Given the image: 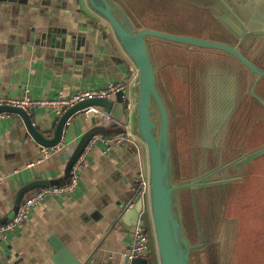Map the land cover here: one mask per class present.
Listing matches in <instances>:
<instances>
[{"label":"crops","instance_id":"0c3cea01","mask_svg":"<svg viewBox=\"0 0 264 264\" xmlns=\"http://www.w3.org/2000/svg\"><path fill=\"white\" fill-rule=\"evenodd\" d=\"M52 33L70 36V55L57 57L55 50L40 45ZM131 68L111 27L86 0H0L1 95L15 98L28 89L32 97L48 99L125 79L124 92L131 98L136 78ZM31 117L38 129L51 135L57 122L52 112L38 110ZM126 118L131 129L129 111ZM95 126L104 127L108 136L123 128L110 118L100 121L78 112L63 135L64 147L35 163L41 146L27 134L20 117L0 119V225L17 208L14 200L23 185L38 179L61 182L65 151L71 152L85 130ZM139 172L148 176L147 151L139 138L107 153L94 149L77 190L34 207L21 228L0 239V264H55L53 238L81 264H124L132 228L120 216L135 201L130 187ZM35 190L26 192L20 203ZM143 203L148 213L147 194Z\"/></svg>","mask_w":264,"mask_h":264},{"label":"water","instance_id":"95a60500","mask_svg":"<svg viewBox=\"0 0 264 264\" xmlns=\"http://www.w3.org/2000/svg\"><path fill=\"white\" fill-rule=\"evenodd\" d=\"M89 7L101 16L111 27L123 52L136 69L135 95L129 111L132 119L131 131L144 144L148 159V208L151 219L154 245L158 264H191L192 254L201 251L203 243L192 242L186 233L185 223L181 210L180 193L185 190L193 192L203 186H208L205 179L228 165L239 168L250 161L264 155V146L250 150V153L240 154L228 163L206 171L202 175L178 179L176 171L179 165L178 158L173 153L169 113L161 95L157 81V69L149 51L150 41L160 39L167 42L186 45L194 48L220 50L239 61L257 79L264 77V70L258 68L237 49V45L198 38L188 35L172 34L162 30L147 27L137 19L118 0H86ZM218 3V11L214 10L216 20L224 26H232L239 34L238 41L246 37H264V0H214ZM214 2V3H215ZM48 39V40H47ZM47 40L48 42H45ZM40 45L55 50L57 57H63L70 47V36L52 33L40 40ZM67 55H70L67 52ZM252 95L262 102L261 98L252 92ZM128 98L124 90L103 98H93L80 101L57 119L50 136L38 129L33 118L24 110L17 107L2 106L0 113L15 114L20 117L27 134L41 147H52L63 141L70 118L76 113L94 107L108 118L121 126L126 124L128 112L125 102ZM91 115V113H86ZM104 127H91L80 136L74 148L65 151V166L61 182L47 179L33 180L23 185L17 192L14 205L18 206L23 195L33 189L63 185L70 176V169L81 153L87 140L94 134L104 133ZM144 213L143 198L136 194L135 201L131 202L122 212L120 220L134 228ZM13 214V213H12ZM12 216V215H11ZM199 235V234H198ZM200 240V239H199ZM55 251L52 260L55 264H81L69 250L58 240L51 239ZM214 252V249H213ZM213 264H218L213 253ZM128 260L124 259V264ZM131 264H150L146 258H138Z\"/></svg>","mask_w":264,"mask_h":264},{"label":"flooded vegetation","instance_id":"af4514ba","mask_svg":"<svg viewBox=\"0 0 264 264\" xmlns=\"http://www.w3.org/2000/svg\"><path fill=\"white\" fill-rule=\"evenodd\" d=\"M132 1L138 3L140 0ZM158 1L148 0V3L140 9H134L143 25L172 34L210 39L203 34L186 32L185 28L168 29L157 25H146V21L151 24L150 16L161 13L165 9L160 6L153 11V6L150 4H157ZM160 1L171 2L172 6L177 7V12L172 14L173 17L178 13L183 14L185 9L200 11V15L205 14L204 9L201 10L183 2L179 4L175 0ZM210 21L221 32V36L217 35L215 39L210 40L237 45L238 51L243 56L264 70L263 36L246 37L238 41L239 34L235 33L232 26H221L212 18ZM149 46H151L152 58L157 66L158 79L162 85L160 90L169 95L170 104L174 107L177 104L172 95L179 93L180 104L183 103L180 110L185 115L186 127L189 131L187 137H194L190 141L191 147L188 151L187 172L190 176L202 175L245 152L249 147L245 144L247 140L251 143L249 135L254 127L262 125L260 129L255 128L254 131L264 132V77L257 79L255 74H251L234 57L220 50L194 48L160 39H152ZM172 48L185 49L186 52L183 54L186 55H188L187 51L195 54H190L183 62L174 65L162 56L163 52L171 51ZM252 92L261 98L262 102L256 99ZM179 127H181L180 124ZM178 137L180 138L179 130ZM262 140L264 139H258L255 142ZM238 174L234 165H228L205 179V182L210 185L194 190L192 197L196 200L198 213L206 212L205 216L201 215L203 220L209 219L212 223V212L216 210L212 203L217 204L214 201L218 199L223 189L219 187L240 178ZM231 188L233 189V186ZM189 193H182V203L183 205L187 203L190 207ZM198 224L201 228L200 218ZM205 234H209L206 225L200 231L199 239L205 238Z\"/></svg>","mask_w":264,"mask_h":264},{"label":"built area","instance_id":"2783aa9c","mask_svg":"<svg viewBox=\"0 0 264 264\" xmlns=\"http://www.w3.org/2000/svg\"><path fill=\"white\" fill-rule=\"evenodd\" d=\"M133 74H136L135 67L131 68L130 75ZM124 87L125 79H119L115 81H109L101 87L78 90L66 96L62 95L60 92L57 97L48 99L32 97L29 93V90L24 89L21 95L15 98L5 97L0 94V107L9 106L21 108L30 116H32L35 111L46 110L52 112L57 121V119L65 112V110H67L72 105L86 99L108 97L120 90H124ZM125 106L127 111H130L132 106V98H128V100L125 102ZM85 113H91V116L98 118L100 121H106L108 119L107 115L103 114L94 107L87 108ZM9 115L10 114L8 113H0V119H4ZM134 138L138 137L132 133L128 124H125L119 132L111 136L102 133L92 135L87 140L81 153L72 164L68 181L63 185L41 187L33 191L17 206V208L13 211L11 218L0 225V239H5L7 235L14 229L21 228L29 218L34 207L40 205L47 199L69 195L77 190L80 186V172L88 164V158L94 149H99L102 153H107L114 148L126 146L127 143L132 141ZM63 147L64 144L62 143L52 147H41L40 156L35 160V163L45 160L53 153L60 151ZM33 165L34 164L32 163L28 164L29 167ZM130 191L140 194L142 198L145 194L148 196V176H144L142 172H139L136 179H134V183L130 187ZM151 235L148 232L146 223L141 218L138 224L132 228L131 240L122 254L123 258L128 260L127 264H131L132 260L138 258H146L148 261L150 260L151 239H153L152 229Z\"/></svg>","mask_w":264,"mask_h":264},{"label":"rangeland","instance_id":"374dc122","mask_svg":"<svg viewBox=\"0 0 264 264\" xmlns=\"http://www.w3.org/2000/svg\"><path fill=\"white\" fill-rule=\"evenodd\" d=\"M124 6L128 7L131 9L130 12H132V15L137 19L139 23H142L134 11L136 8L137 10L140 9L144 4L148 3V0H140L138 3L133 2L132 0H119ZM177 3L182 4L180 2L185 3L186 5H193L201 10L204 9L203 12L205 14L200 15V11H195L192 9H185L183 14L176 15L173 17L172 14H175L177 12V7L175 5L172 6L170 4L171 2H161L160 0L158 1L157 4L151 3L150 5L153 6V11L154 9L159 8L160 6L164 7L165 9L161 13H157L153 16H150L149 19L151 21V24L146 21V25H152V26H160V27H167L168 29H179V28H185L184 30L186 32L191 33H198V34H203L205 35L204 37L210 38V39H215L214 37H217V35L221 36L220 30H218L213 23L210 21V19H217L214 10L217 12V6L218 3L215 2L214 0H175ZM161 2V3H159ZM215 2V3H214ZM135 6H134V5ZM171 5V7L169 6ZM182 10V9H181ZM170 11V12H169ZM152 13V12H148ZM207 14V15H206ZM209 15V16H208ZM217 23H219L221 26L223 25L221 22L216 20ZM143 24V23H142ZM149 51H151V46H149ZM186 52L185 49H174L172 48L171 51L163 52L162 56L164 59H167L171 61L174 65L183 62V60L187 57H189L190 54H195L194 52L189 53L188 55L183 54ZM154 61V59H153ZM157 67V66H156ZM179 67V66H178ZM157 81L159 85V89H161L162 85L161 82L158 79V72H157ZM165 85V81L163 82ZM127 91V89H125ZM161 95L163 97V100L167 106V110L169 113V125L171 128V134H172V143H173V153L175 156L178 158V168L176 171L178 179H184L185 177H190V174H188L187 169H188V161H189V148L191 147L190 141L194 139L193 138H188L187 136L189 135V131L187 126V121L185 120V115L181 112L180 109H182V104H180V97L179 93L178 94H173L172 96L175 98L174 101H176V107L173 105L171 106L170 101H169V95L163 93V90H160ZM165 97V98H164ZM168 100V102H167ZM172 101V99H171ZM171 106V107H170ZM186 110V109H185ZM181 127L178 128L179 124ZM262 125H258L254 127V129H260ZM254 129L251 130V133L249 137H251V143L247 140L246 144L247 150L243 152L245 153H250V150H255L258 149L262 146H264V140L262 141H257L258 139H264V132L262 131H254ZM178 130H179V135L180 138L178 137ZM264 156V155H263ZM262 157V156H261ZM234 159V158H232ZM231 159V160H232ZM264 161V160H263ZM256 163L251 164L249 166V169L252 167H256ZM182 198V195L180 194V200ZM149 213V210H148ZM146 213L147 217V223L149 224V231L151 233V222L149 218V214ZM223 225V226H222ZM237 223L234 220H231L229 222H226V220H223L220 225L211 223V220L207 219V232L209 234H205L206 237H201L199 240L198 238H194L193 242H199L203 243L204 246L201 248V251L195 252L192 254L191 257V264H213V249H217L215 251L216 255H218V264H230L232 260V251H233V246H234V241L236 237V230H237ZM200 238V235H199ZM217 260V259H216Z\"/></svg>","mask_w":264,"mask_h":264},{"label":"trees","instance_id":"16d2710c","mask_svg":"<svg viewBox=\"0 0 264 264\" xmlns=\"http://www.w3.org/2000/svg\"><path fill=\"white\" fill-rule=\"evenodd\" d=\"M162 42V41H161ZM151 56L152 52L150 51ZM264 156L250 161L237 168L238 179L225 183L220 196L213 206L216 210L212 212L213 223L220 225L223 220L236 221L237 230L234 241L232 260L230 264H264ZM256 167L247 170L251 164ZM196 176V175H193ZM230 184H232L230 186ZM233 186V189L231 188ZM190 192L189 190L182 191ZM194 192V190H193ZM190 192V207L183 205L180 200L182 215L188 238L193 242L199 239L200 231L207 226V219L203 220L206 212H199L195 198ZM211 199V198H210ZM211 202V200H210ZM200 218L201 228L198 224ZM142 220L146 223L149 234V224L146 213ZM223 226V225H222ZM199 234V235H198ZM152 238V235H151ZM195 240V239H194ZM217 249H214V253ZM218 263V255L215 253ZM150 264H157L156 251L153 239H151Z\"/></svg>","mask_w":264,"mask_h":264}]
</instances>
